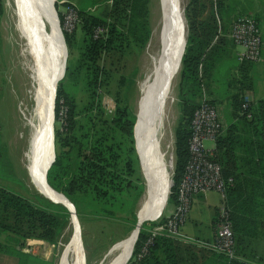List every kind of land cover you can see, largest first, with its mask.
<instances>
[{
    "label": "trees",
    "instance_id": "obj_1",
    "mask_svg": "<svg viewBox=\"0 0 264 264\" xmlns=\"http://www.w3.org/2000/svg\"><path fill=\"white\" fill-rule=\"evenodd\" d=\"M58 1H64V6L74 3L79 16L78 25L85 36L78 58L67 63L64 79L81 82L86 100L77 105L59 83L55 101V160L47 171V182L72 202L78 217L85 210L94 216L109 215L113 213L109 205H115L125 193L130 194L140 179L132 178V115L125 106L116 104L111 119L103 118L100 89L111 75L103 65V59L105 55L122 49L124 42L138 51L146 45L150 37L149 0ZM103 4L110 5L109 15L113 22L92 11L93 7ZM184 12L187 36L179 70L178 99L182 109L181 120L185 119V124L181 122L176 130V166L169 193L172 202H175L176 184L188 156L191 115L201 101L199 65L217 34L218 24L224 30L226 21L222 0H190ZM2 13L0 0V16ZM58 15L62 18L60 11ZM97 28L103 32L95 37ZM70 35L65 33L69 53L72 50ZM241 97L239 99L238 94L235 98L238 111ZM252 114L251 119L241 116L243 137L233 135L236 127L232 124L227 134L216 138L214 147L215 158L227 174L237 169L238 162L246 165V170L239 173L245 176L236 177L227 191L236 257L229 260L206 249L209 255L200 264H253L245 261L248 253L254 264H264V249L245 252L244 247L264 231L263 99L253 104ZM238 146L244 147L245 156L235 154ZM131 214L133 216V212ZM164 221L163 216L160 220L142 223L133 254L126 264H197L192 260L191 252L190 258L185 260V249L190 251V247L167 234L155 235L146 253L137 258L151 230ZM68 223L69 211L64 205L36 193L22 195L0 185V231L10 234L17 243L13 253L11 246L0 243V252L16 256V264H54L53 260L22 251V247L27 238L57 243Z\"/></svg>",
    "mask_w": 264,
    "mask_h": 264
},
{
    "label": "rangeland",
    "instance_id": "obj_2",
    "mask_svg": "<svg viewBox=\"0 0 264 264\" xmlns=\"http://www.w3.org/2000/svg\"><path fill=\"white\" fill-rule=\"evenodd\" d=\"M189 1L190 0H180L185 22V36H187V22L184 9ZM166 3L167 0H149L148 22L150 27V37L141 50L138 51L127 42H124L121 45L122 49H117L116 51L105 55L103 59V65L111 74L100 89V103L103 109V118L108 120L111 119L116 104L119 106H125L132 115L134 121L133 152L130 155L134 170L132 178L139 177L140 180L135 182L137 188L133 189L130 194L125 193L122 197H119V201L115 202V205H109L111 212H113L112 214L94 216L88 210H85L80 217L76 214L77 227L81 238V249L83 250V264H97L100 262L106 257L105 255L112 246L118 244L122 239L129 236L137 226V213L146 191L143 174L144 142L139 134V83L147 71L148 45L151 42L154 30L161 21ZM2 4L3 13L0 16V185L6 186L22 195L36 193L43 196L32 184L26 163V151L28 149L29 136L28 125L32 118L31 115L34 102H37L39 93L40 69L33 43L28 38L26 39L24 37L22 30L18 26L16 0H2ZM54 8L59 21V27L65 40V33L67 32L62 29L61 18L58 15V11L62 14L65 6L62 5L60 1L56 0ZM110 8L109 4H103L99 7H93L92 11L97 15L103 16L109 20V22H113L114 19L109 15ZM260 28L262 31L261 36L263 43L261 52L262 59L258 61V63H255L256 69L264 65V26L261 25ZM73 31L68 33L71 34L70 39L72 50L70 53L65 40L67 48L66 66L68 62L72 63L78 58L82 42L84 41L83 39L85 38L79 25H77ZM261 74H263L262 70ZM64 76L58 81L57 88L59 83H62L63 90L70 93L77 105H80L86 100V95H84L82 91V83L79 81L75 82L64 79ZM178 82L179 71L172 82V98L166 102L167 108L165 106L166 137L164 140L166 141L163 140L162 142L165 149L170 147V154L172 155L170 161V175L172 182L174 181L173 177L177 156L176 130L181 122L183 125L185 124V119L183 120L184 123L181 120L182 109L178 99ZM62 114L63 112L61 111L60 115ZM208 142L209 141H205L206 147H208ZM169 196L170 194L168 193L165 206L158 211L156 216L160 215L151 221H157L163 216H166L170 210L172 202V199H170ZM207 201L212 205L209 208L205 205L206 201L204 200H199L194 206V203H192L194 209H199V218H201L203 222L207 219L210 208L212 210L214 204L215 206L218 203L221 204L223 199L219 192L208 191ZM192 207L191 209H193ZM132 212L133 216L131 214ZM193 216L196 218L195 215ZM72 223L73 221H71V214L69 212L68 225L60 235L57 243L52 244L51 247L52 249L49 257L53 260L54 264H61L64 260L67 252L66 250L74 233ZM189 224L190 222H187L183 227L185 231L188 230ZM0 243L5 244L6 246H11L9 248L12 253L14 251L13 248H17V243L13 240V237L10 234L1 231ZM29 251L36 255L44 252L42 246H39L37 243H33L29 247ZM16 262V256L11 255V253L0 252V264H16Z\"/></svg>",
    "mask_w": 264,
    "mask_h": 264
},
{
    "label": "bare ground",
    "instance_id": "obj_3",
    "mask_svg": "<svg viewBox=\"0 0 264 264\" xmlns=\"http://www.w3.org/2000/svg\"><path fill=\"white\" fill-rule=\"evenodd\" d=\"M52 2L16 0L18 26L24 37L33 43L40 69L39 93L28 125L26 163L32 184L42 195L67 203L62 193L54 190L44 179L45 168L52 158L53 93L63 73L65 58L63 38ZM164 8L161 21L148 45L147 71L139 83V134L144 142L143 174L146 191L137 213V226L129 236L112 246L106 257L97 264H123L131 253L140 223L146 218L156 217L167 201L172 155L170 147L165 149L162 145L166 137L165 106L172 98V82L180 68L185 22L180 0H167ZM72 221L73 237L61 264H83L80 234L75 219Z\"/></svg>",
    "mask_w": 264,
    "mask_h": 264
},
{
    "label": "built area",
    "instance_id": "obj_4",
    "mask_svg": "<svg viewBox=\"0 0 264 264\" xmlns=\"http://www.w3.org/2000/svg\"><path fill=\"white\" fill-rule=\"evenodd\" d=\"M78 23L79 16L74 3H67L62 12V29L70 33L75 30ZM101 32L102 29H95L94 36L98 37ZM229 36L234 44L242 47V50L237 54L239 61L255 63L261 60L262 36L258 22L254 17L248 14L238 16L232 22ZM241 98L238 113L240 116L251 119L254 102L252 91H246ZM222 129L221 115L217 107L210 99L203 97L191 115L190 131L187 138L188 156L176 184L174 208L165 216L164 222L159 223L151 230V234L137 254V258L146 253L147 246L152 243V238L157 234H167L173 238L194 242L207 250L226 256L229 260L236 257L229 208L225 204L226 193L233 180L224 177L222 166L215 158L214 147L205 146V141L214 142ZM208 191L219 192L223 201L217 210L213 239L203 241L184 235L180 232V228L189 215L195 195ZM33 243L42 246L44 252L38 254L40 257L52 260L49 257L52 244L42 239L27 238L22 251L33 253L29 251V247Z\"/></svg>",
    "mask_w": 264,
    "mask_h": 264
},
{
    "label": "crops",
    "instance_id": "obj_5",
    "mask_svg": "<svg viewBox=\"0 0 264 264\" xmlns=\"http://www.w3.org/2000/svg\"><path fill=\"white\" fill-rule=\"evenodd\" d=\"M222 3L225 8V29L223 30L221 25L218 24L217 34L213 38L207 53L202 57L199 65L202 93L200 100L203 97L208 98L217 107L223 124V129L219 136L227 134L229 127L234 124L236 128L233 131V135H237L238 138L243 137L244 134L242 132V118L236 109L235 98L239 94L240 99L242 93L252 91L254 99L253 104L257 100H264V65L256 69V62L239 61L237 59V54L242 50V47L234 44L229 34L232 22L242 14H248L254 17L259 27L261 25L264 26V0H222ZM261 70L263 74H261ZM215 142L216 140L214 142L209 141L208 147H215ZM245 153L244 147L241 146H238L235 150V154L239 156H245ZM237 166V169L232 171L233 173L228 174L222 166L224 177L232 178L233 182L236 177L241 178L244 174L239 175V173L246 170V165L238 162ZM199 200L206 201L205 205H207L208 208L212 206L211 203L207 201V192L195 195L193 206L197 204ZM227 201L228 195L226 193V205H228ZM220 206L221 204L219 203L216 206L214 204L212 210L210 208V212L204 222L199 218V209H194L192 207L193 209L189 212L185 223L180 228V232L191 238L211 241L214 234L213 227L217 217V210ZM173 208L174 201L171 202L170 210L166 215H168ZM193 215H195L196 218ZM187 222H190V224L188 230L185 231L183 227ZM252 240L255 241L250 243L247 242L244 245L246 249L245 252H250L251 250L261 252L264 249V231L259 232L257 238ZM181 242L184 243L183 245L190 247V251L188 248L185 249V251H187L185 260L190 258L188 257L190 254L189 252H191L190 255L192 260H195L194 262L197 264L202 263L209 255L204 247L194 242L187 240H181ZM182 249L184 248L182 247ZM247 255L245 261L254 264L255 261L249 256L250 253Z\"/></svg>",
    "mask_w": 264,
    "mask_h": 264
},
{
    "label": "water",
    "instance_id": "obj_6",
    "mask_svg": "<svg viewBox=\"0 0 264 264\" xmlns=\"http://www.w3.org/2000/svg\"><path fill=\"white\" fill-rule=\"evenodd\" d=\"M55 1H56V0H53V2H52V8L54 9V13L56 14V11H55V8H54V3H55ZM60 2H62V1H60ZM182 12H183V9H182ZM56 16H57V14H56ZM183 18H184V17H183ZM57 20H58V18H57ZM57 25H58L59 31L61 32V29H60V27H59V21H58ZM61 34H62V32H61ZM62 38H63L62 41H63L64 50H65V58H64L63 73H62L61 77L58 79V81L61 80V79L63 78V76H64V74H65V69H66L67 48H66V44H65V40H64L63 35H62ZM185 46H186V36H185V41H184L183 48H182V51H181V54H180V58H179L180 65H181V58H182L183 53H184V50H185ZM57 83H58V82H57ZM56 89H57V85H56V87H55V89H54V93H53V101H52V115H53V125H52V158H51V160L48 162V164H47V166H46V168H45V171H44V179H45V181H47V171H48L49 167L51 166V164H52V163L54 162V160H55V151H54V104H55V97H56ZM47 183H48V182H47ZM172 184H173V182H172V180H171V184H170V187H169V193H170V188L172 187ZM62 194H63V193H62ZM43 196H44V195H43ZM63 196H64V195H63ZM45 197L48 198L47 196H45ZM64 197H65V196H64ZM48 199H50V200L53 201V202H57V203H60V204L64 205V206L68 209V211L70 212V214H71V221H72V219H75V221H76V213H75V209H74L72 203H71L66 197H65V199L67 200V203L60 202V201H58V200H53V199H51V198H48ZM159 215H160V214H159ZM159 215H158V216H159ZM158 216H156V217H154V218H146V219H144V220L140 223V225H139L138 228H137L136 237H135V240H134V243H133V247H134V245H135V243H136V241H137V239H138V235H139V231H140V228H141L142 223L145 222V221H148V220H150V221H151V220H154V219H156ZM76 224H77V221H76ZM133 247H132V250H131V253H130L128 259H127L123 264H126V263L128 262V260L130 259V257L132 256V253H133ZM110 249H111V248H110ZM110 249H109V251H110ZM107 254H108V253H107Z\"/></svg>",
    "mask_w": 264,
    "mask_h": 264
}]
</instances>
